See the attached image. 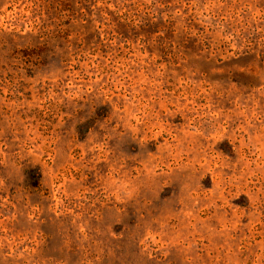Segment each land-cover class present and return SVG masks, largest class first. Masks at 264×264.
Wrapping results in <instances>:
<instances>
[{"label": "rangeland", "instance_id": "1", "mask_svg": "<svg viewBox=\"0 0 264 264\" xmlns=\"http://www.w3.org/2000/svg\"><path fill=\"white\" fill-rule=\"evenodd\" d=\"M0 264H264V0H0Z\"/></svg>", "mask_w": 264, "mask_h": 264}]
</instances>
